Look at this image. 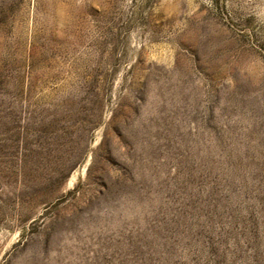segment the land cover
<instances>
[{
  "label": "rangeland",
  "instance_id": "1",
  "mask_svg": "<svg viewBox=\"0 0 264 264\" xmlns=\"http://www.w3.org/2000/svg\"><path fill=\"white\" fill-rule=\"evenodd\" d=\"M0 264H264V0H0Z\"/></svg>",
  "mask_w": 264,
  "mask_h": 264
}]
</instances>
